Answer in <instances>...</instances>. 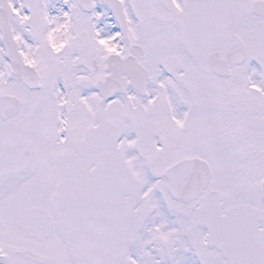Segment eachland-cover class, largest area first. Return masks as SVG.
<instances>
[{
  "label": "snow or ice",
  "instance_id": "obj_1",
  "mask_svg": "<svg viewBox=\"0 0 264 264\" xmlns=\"http://www.w3.org/2000/svg\"><path fill=\"white\" fill-rule=\"evenodd\" d=\"M0 264H264V0H0Z\"/></svg>",
  "mask_w": 264,
  "mask_h": 264
}]
</instances>
